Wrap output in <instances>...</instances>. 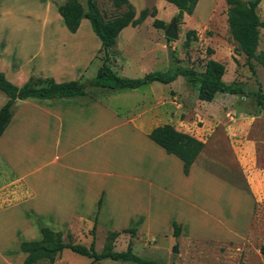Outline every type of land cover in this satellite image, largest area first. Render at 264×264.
I'll return each mask as SVG.
<instances>
[{
	"label": "crops",
	"instance_id": "1",
	"mask_svg": "<svg viewBox=\"0 0 264 264\" xmlns=\"http://www.w3.org/2000/svg\"><path fill=\"white\" fill-rule=\"evenodd\" d=\"M33 1L36 3L35 7L30 5V9L28 7L30 11L25 16L34 17L33 22L40 26L42 32L30 38L31 42L34 39L32 43L35 45L30 55L29 52L23 53L22 49L19 51L20 48L17 50L16 47L23 37L16 36V33L24 30V35L25 27L28 28L27 22L30 20H23L20 17L14 21L17 17L14 18L9 10L4 15L5 19H9L6 23L3 16L1 17L0 22L8 28L6 32L10 30L14 33L10 37L11 41L8 40L10 43L3 45L0 42L2 70L0 72L6 79L17 86H21L30 76L52 77L57 82L80 80V76L85 74L97 56L98 61L95 63L99 68L103 59L99 55L103 51L98 36L96 37L99 41L89 45L88 39H92L91 36L78 34L82 25L86 23V18L81 19L78 29L72 33L66 28L58 12V6L64 0ZM79 1L85 3V0ZM157 1L154 0L153 6L156 14L159 11L155 5ZM129 2L133 5L136 16L141 9L148 8V0L142 8L136 7L133 0ZM51 21L57 23V30L49 29L48 23ZM143 22L137 26H125L118 33L115 47L109 52L108 63L119 76L128 77L137 65L142 66L141 60L146 55L149 57V67H144L143 70L151 71L157 60L161 59V49L166 61L167 46L164 40L160 46L161 38L153 35L123 38L124 31L128 29L136 31ZM163 22L167 26V22L164 20ZM88 35L91 34L88 32ZM14 41L16 44L11 43ZM21 53L23 55L20 56ZM181 77L183 76H178L169 83L167 88L171 89L174 82ZM182 80L186 81L184 77ZM155 82L158 81L141 85H150L148 93L146 90L139 92L141 86L130 88L133 93H138L136 94L138 98L148 106L140 109L125 105L124 108H128L127 112L121 110L123 103L116 105L110 103L113 95L127 88L115 90L99 88L98 94L93 95L86 93L82 96L61 98L16 99L12 106L11 120L0 135V163L2 162L4 165L2 167L9 171V176L0 184V191L16 184L24 196L8 207L1 208L0 211L15 210L12 224L16 226L20 221L17 219L18 216L14 215L18 210L16 208L23 207V215L27 218V223L23 224L26 228L24 233L35 234V238L31 240L41 238L40 225L48 226L55 231H64L76 229L75 221L82 226V220H90L93 223L96 220V230L97 226L103 223L101 220L105 218L124 220L125 217L130 219L124 223L109 222L110 224L103 228L106 232L132 228L135 231L130 233L131 235H135L136 232L144 235L146 225L150 231L149 219L152 215L150 197L147 196L144 205L124 208L120 204L131 195L132 185L143 183L148 188L165 192L168 183L182 186L183 183H193L198 175L206 178L204 181L217 176L223 185L226 184L245 201L249 213L245 222H242L244 226L242 231H235L240 225L236 226L230 221L236 218L230 213H227L229 221L224 223L222 209H219L218 213L212 212L214 213L212 215L215 216L213 220L216 221V225L226 230L227 235L224 237L198 235L200 232L194 231L195 228L188 229L189 219L186 220L183 216L170 218L168 224L171 225L168 231L173 233L172 221L175 220L181 225L180 237H184L185 240L187 238L229 240L244 237L250 227L253 203L264 199V186L258 187L255 181L257 175L263 176L264 179V169L255 168V160L252 158L255 154L254 142H251L252 145L248 144V140L241 142L240 145L229 142L227 137L232 132L231 126L227 124V127H224V119L217 116L211 118L209 130L206 132L208 137L200 136V133H205L203 130H198V134H194L191 131L194 127L193 121L182 119L175 112L171 116L173 110L172 106L166 104L167 95H159L157 88H161L162 85L154 86ZM160 93L162 94V91ZM7 99L6 94L0 90V107ZM248 117L250 119L247 120L250 121L255 115H247ZM242 118L244 116L240 114L231 117L233 122H238ZM247 120L244 119L241 123ZM166 123L204 143L187 174L183 172L182 161L177 156L167 153L148 136L154 127ZM232 129L238 133L245 131L239 123L232 126ZM246 154H249L248 158ZM233 162L240 168L242 173L240 177L245 189L241 188L243 185L235 181L233 175L231 176L230 166ZM214 165H221L220 173L213 170ZM175 197L181 198L177 194ZM189 204L192 206L190 201ZM208 214L211 212L207 210ZM189 216L193 219L191 218L193 214L190 213ZM24 240L27 238L21 241ZM9 245H6L4 250ZM19 252L24 260L26 253L21 249ZM53 264H58L57 260Z\"/></svg>",
	"mask_w": 264,
	"mask_h": 264
},
{
	"label": "rangeland",
	"instance_id": "2",
	"mask_svg": "<svg viewBox=\"0 0 264 264\" xmlns=\"http://www.w3.org/2000/svg\"><path fill=\"white\" fill-rule=\"evenodd\" d=\"M32 1L0 0V20L3 16L4 23L9 20L4 18L5 12H8V10L14 18L17 17L14 21L19 20L18 18L20 17L23 20H30V22H27L28 28L25 27L26 32L24 35V30L16 33V36H23L20 43L16 46L17 50L20 48L19 51L22 49L23 53L29 52V55L35 47L32 43L34 39L31 42L30 38L42 32L40 26L33 22L34 17L28 18L25 16L30 11L28 10V7L30 9V5L31 7H35L36 3ZM96 1L99 9L106 12V17H112L122 11V9L118 10L114 8L110 0ZM133 1L136 7L141 8L146 3V0ZM155 5L159 11L154 17L146 18L138 30L133 31V29H128L122 35L123 38L125 36L153 35L161 38L160 46L163 44V40L166 42V61L163 58V50L161 49V59L160 61L157 60L156 65L151 71H165L176 66L192 67L197 71H203L206 60L213 58L225 66L223 79L242 88V92L239 94L218 93L211 102H206L197 97V86L183 81V77L174 82L171 89L167 88L169 83L155 82L154 84L156 85L154 86L162 85L161 88H157L159 95H167L166 104L172 106L171 109L173 110L171 116L176 113L182 119L193 121L194 127L191 131L194 134H198V130H203L205 133H200V136L204 138L208 137L206 132L209 130L211 118L217 116L224 119L226 123L223 124L224 127H227L228 124L232 130L227 137L228 141L235 145H240L245 140H248V144L251 145L254 142L255 154L252 156L251 153L250 156L255 160V168L264 169V67L254 58H251L250 62L253 65L254 72L251 71L247 65L246 56L237 53L236 43L230 35L227 24L228 5L225 0H199L192 14L183 13L181 18L176 20L177 39H169L163 35L168 24H170L177 13V7L165 0H158ZM153 6L154 0H148V8L152 9ZM32 12L34 13V11ZM257 13L260 19L264 20V0L259 2ZM34 15L36 14L34 13ZM155 18L167 22L166 28L155 27L153 25ZM85 21L86 23L82 25L78 34L87 37L91 36L92 39H88V42H90L89 45H92L99 40L96 37L97 35L92 31L89 21L87 19ZM4 23L0 22V42L6 45V43H10V37L14 33L10 30L7 33L8 28ZM56 25L57 23L52 21L48 23L49 29L57 30ZM189 30H194L195 33L190 34L188 37L187 32ZM88 32L91 35H88ZM8 40L10 41L8 42ZM16 41L11 43L16 44ZM263 48L264 27H261L259 29L257 52ZM208 49H212L213 53H208ZM126 50L129 51V48ZM21 55L23 54L21 53ZM99 56L103 58V53L101 52ZM97 59L88 66L85 74L80 76L79 81L86 84L85 91L88 95L96 94L100 88L88 83L97 74L98 66L95 63V61H98ZM141 61L142 66L138 67L140 64L137 65L130 72L128 78H138L148 73L143 69L144 67H149V57L146 55ZM101 65L102 62L100 63ZM141 68L142 70H140ZM144 86L140 87L139 92L146 90L148 93L150 85ZM161 91L162 94L160 93ZM136 94L138 93H133L130 88L119 90L118 93L111 97L110 103L113 105L123 103L121 110L125 112L128 111L127 107L124 108L125 105L129 108H147L148 105L143 103L142 99H139ZM259 98H261L263 104L258 101ZM239 114L240 116L243 115L244 118L239 119L240 122H233L231 117H237ZM247 115H255V117L248 121L247 119H250V117L247 118ZM244 119L247 121L241 123ZM238 123L245 129L244 132L238 133V131L232 129V126L234 127ZM247 155L249 154H246V157ZM2 166L4 165L1 162L0 184L9 176L8 169ZM220 166L214 165L213 170L216 173H220ZM230 167L231 176L233 175L232 177L235 178V181L243 185L244 182L240 177L242 175L240 168L235 162ZM205 179L201 175H198L191 184L183 183L182 186H174L172 183H168L165 192L148 188L143 183L132 185L131 188L134 191L131 189L132 193L129 195V198L120 204L124 208L144 205L146 204L147 196H149L152 203V215L149 219L150 231L146 225V231L144 230L143 232L144 235L137 232L135 235H131L129 232L121 233L115 239L113 249L115 251H125L128 241L131 240L132 250L136 255L159 264H264V256L259 251V247L264 244V199L253 203L250 227L242 238L229 240L187 238L185 240L184 237H180V233L175 237L172 232L168 231L171 225V223L170 225L168 224L169 219L183 216L186 220L187 218L189 219L188 223H190V226L188 225V229L195 228L194 231L200 232L198 235L224 237L227 235L226 230L216 225V221L213 220L215 216L212 215L218 213L219 209H222L221 213L224 212L225 214V216L224 214L222 216L224 217L223 221L225 224L229 221L227 213H230L233 217H236L230 221L236 226L240 225L239 228L236 227L235 231H242L244 228L242 222H245L249 213L244 203L245 201L226 184L223 185L217 179V176L210 177L207 181H204ZM255 181L258 187L262 188L264 186L263 176L257 175ZM241 188L245 189V186L243 185ZM175 194L181 196V198L175 197ZM23 196L19 185L13 184L4 188L0 191V209L8 207ZM189 201L192 203V206L189 204ZM194 204L197 208L200 207V209H197ZM217 207L218 209L216 210ZM20 208L21 206L16 208L18 210L14 214L18 216L17 219H20L16 226L12 224L14 219L12 216L15 210L0 211V264H22L23 259L20 256L19 243L23 238H27V240L35 238V234L24 233L26 228H24L23 224L27 223V218L23 215V207ZM207 210L211 214L207 215ZM190 213L193 214L191 217L193 219L189 218ZM123 219L110 220L109 218H105L101 220L103 223L99 227L97 226L94 235L91 233L93 221L90 220H82V226L78 221H75L76 229H66L62 232L64 235L67 231L71 232V241L85 246H89L91 240L94 238L95 250L101 252L106 236V230L103 227L110 224L109 222L124 223L130 217ZM145 220L147 221V218ZM64 240H67L65 236ZM5 244H10L6 250H4ZM174 246L178 247V252L176 253L172 251ZM56 260L58 264H64V262L65 264H135L132 261L113 260L111 258L93 261L92 258L78 254L68 248L63 249L61 254L56 257ZM36 264H46V260H39Z\"/></svg>",
	"mask_w": 264,
	"mask_h": 264
},
{
	"label": "trees",
	"instance_id": "3",
	"mask_svg": "<svg viewBox=\"0 0 264 264\" xmlns=\"http://www.w3.org/2000/svg\"><path fill=\"white\" fill-rule=\"evenodd\" d=\"M177 7L175 20H179L183 13L192 14L199 0H166ZM261 0H225L227 8V24L230 35L236 43V51L244 54L247 65L254 72L251 58H254L264 67V48L257 52L259 44V29L264 27L257 13V6ZM114 8L122 11L112 17H106V12L101 11L96 0H64L58 6V12L63 18L66 28L74 33L80 25L82 18H86L91 25L92 31L98 36L103 51L102 65L98 68L96 76L89 80V84L100 88L111 90L122 88H136L146 83L158 81L170 83L178 76H183L189 84L197 86V97L203 101H212L218 93L239 94L242 88L228 83L223 79L225 66L223 63L208 58L204 70L197 71L192 67L176 66L165 71L154 70L142 77L128 78L116 74L108 63L109 52L116 45L118 33L127 25L137 26L148 16L154 17L156 9L143 8L136 16L135 9L129 0H111ZM155 27H166L164 22L155 18ZM189 30L187 36L194 34ZM208 53H213L208 49ZM86 84L79 80L55 81L52 77L30 76L21 86H17L6 79L0 72V90L6 94L8 99L0 107V135L8 125L12 116V106L16 99L26 98H61L86 95ZM262 97V96H260ZM258 101L263 104L261 98ZM148 136L165 149L167 153L177 156L183 164V172L188 173L190 165L194 162L201 151L204 143L196 137L177 130L171 124H162L154 127ZM100 203V201H99ZM96 220H94L91 233H95ZM173 235L177 237L181 225L172 221ZM41 238L39 240H24L20 242V249L26 253L23 264H36L39 260H46V264H53L62 250L68 248L78 254L100 261L104 258L113 260L132 261L135 264H159L152 260L144 259L136 255L132 250L131 240L125 251H115L114 241L122 232L133 233L132 228L121 231L108 230L105 236V244L101 252L95 250V240H91L89 246L71 241V232L64 233L55 231L45 225L39 227ZM64 236L67 240H64ZM264 256V244L259 247ZM243 264V263H240Z\"/></svg>",
	"mask_w": 264,
	"mask_h": 264
},
{
	"label": "water",
	"instance_id": "4",
	"mask_svg": "<svg viewBox=\"0 0 264 264\" xmlns=\"http://www.w3.org/2000/svg\"><path fill=\"white\" fill-rule=\"evenodd\" d=\"M165 36L169 39H177L178 38V32H177V27H176V20L173 18L168 25V27L165 30ZM172 251L174 253L178 252V247L174 246L172 248Z\"/></svg>",
	"mask_w": 264,
	"mask_h": 264
}]
</instances>
